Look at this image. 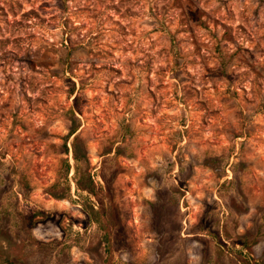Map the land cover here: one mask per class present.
<instances>
[{"label":"rangeland","instance_id":"374dc122","mask_svg":"<svg viewBox=\"0 0 264 264\" xmlns=\"http://www.w3.org/2000/svg\"><path fill=\"white\" fill-rule=\"evenodd\" d=\"M0 264H264V0H0Z\"/></svg>","mask_w":264,"mask_h":264},{"label":"trees","instance_id":"16d2710c","mask_svg":"<svg viewBox=\"0 0 264 264\" xmlns=\"http://www.w3.org/2000/svg\"><path fill=\"white\" fill-rule=\"evenodd\" d=\"M86 180H87L86 186L84 188H81L80 190L86 192L88 195L95 198L96 192L94 190V187H93L91 181H89L88 179H86Z\"/></svg>","mask_w":264,"mask_h":264},{"label":"bare ground","instance_id":"6f19581e","mask_svg":"<svg viewBox=\"0 0 264 264\" xmlns=\"http://www.w3.org/2000/svg\"><path fill=\"white\" fill-rule=\"evenodd\" d=\"M63 226V225H62Z\"/></svg>","mask_w":264,"mask_h":264}]
</instances>
